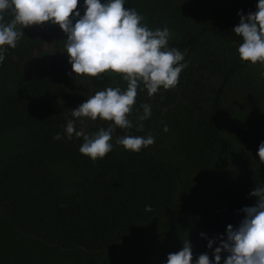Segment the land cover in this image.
<instances>
[{
  "label": "trees",
  "instance_id": "16d2710c",
  "mask_svg": "<svg viewBox=\"0 0 264 264\" xmlns=\"http://www.w3.org/2000/svg\"><path fill=\"white\" fill-rule=\"evenodd\" d=\"M198 1L208 12L204 21L198 28L172 33L169 40L187 64L178 85L151 97L141 86L129 116L133 127H117L113 133L145 135L177 100L189 107L206 152L213 156L215 183L202 185V176L191 182L184 205L179 169L160 149L133 152L111 142L113 150L93 162L79 151L82 136L63 135L64 113L82 104L83 91L68 85L74 72L65 52L67 35L58 24H41L57 47L49 71L21 67L40 42L35 26L24 29L15 49L5 45L0 64V264H167L168 255L181 251L186 239L193 264L204 253L215 264L220 237L227 240L229 224L239 227L246 215L242 209L258 199L250 193L264 185L259 157L251 167L231 173L233 142L218 131L225 90L248 64L238 53L242 38L233 32L240 23L238 13L257 11L259 0ZM84 2L79 0L77 7L81 16ZM173 4L125 0V8H134L151 30L188 20L191 8L182 6L180 15ZM4 15L5 21L13 18ZM85 78L100 91L127 87L113 72ZM142 104L150 105L151 116L141 122ZM109 122L107 127L114 123ZM138 123L143 131L137 130ZM57 133L62 139H54ZM149 205L152 211H145ZM210 240H215L211 249ZM221 255L224 264L229 254Z\"/></svg>",
  "mask_w": 264,
  "mask_h": 264
},
{
  "label": "clouds",
  "instance_id": "9594fccd",
  "mask_svg": "<svg viewBox=\"0 0 264 264\" xmlns=\"http://www.w3.org/2000/svg\"><path fill=\"white\" fill-rule=\"evenodd\" d=\"M79 0H0V64L5 60L7 48L15 49L24 36V29L45 22L58 24L66 33L65 49L72 71L77 77H99L102 73L120 74L127 87H108L88 97L78 108L72 109V116L79 119L100 118L112 123L107 129L85 135L77 131L75 122L69 120L65 131L68 139L73 134L83 137L80 153L93 162L106 157L113 150V133L117 127H133L129 116L136 103L138 89L143 86L151 97L163 88L170 90L179 83L182 71L187 67L182 63L185 54L175 47H169L171 32L167 27L151 30L144 17L134 8H125V0H85V13L77 11ZM5 13L12 19L5 21ZM74 13V16H73ZM240 23L233 32L242 38L238 47L240 59L255 65H264V0H259L257 11L247 16L241 11ZM76 23L73 24V19ZM20 26L23 30H18ZM71 75V73H69ZM264 75V73H262ZM143 115L139 121L151 116V107L142 104ZM138 131H143V123H138ZM167 132V126L164 127ZM55 140L62 139L57 133ZM117 145L126 150L140 152L155 143L152 135L118 137ZM259 161L264 164V142L258 150ZM257 197L254 206L244 207L246 214L239 227L227 226V240L220 237V246L215 248V264H221L222 252L229 255L224 264H264V185H258L251 193ZM145 211H152L146 206ZM204 235L203 233L201 234ZM215 240H210L212 248ZM167 264H193L192 244L186 239L183 248L170 253ZM195 264H212L207 253L201 254Z\"/></svg>",
  "mask_w": 264,
  "mask_h": 264
},
{
  "label": "rangeland",
  "instance_id": "374dc122",
  "mask_svg": "<svg viewBox=\"0 0 264 264\" xmlns=\"http://www.w3.org/2000/svg\"><path fill=\"white\" fill-rule=\"evenodd\" d=\"M173 3V11L180 15L182 6L185 8L188 6V9H191L187 12L188 20L181 19L174 28L168 25L164 26L170 30L171 34L184 33L186 28L187 30L198 28L204 21V16L208 15L206 8L200 6L201 3L198 0H192L190 3L185 0H173ZM33 26H35L33 29L40 38V42L31 51L29 57L21 62V67L25 72L49 71L51 58L58 55L54 37L47 29L42 32L41 25ZM262 73H264V65L259 62L255 65L248 62L240 73L232 77L223 96L218 131L233 142V167H231L233 174L252 166L259 157V145L264 142V75ZM86 83L85 76L78 78L76 73H73L68 83L69 86L77 87L83 91L82 103L100 91ZM71 113L72 109H68L64 113L62 124L64 136L67 135L65 128L69 120H73L76 130L83 131L85 135L96 133L101 128L106 129L110 123L100 118L95 121L86 117L77 119ZM165 126L168 128L167 132L164 131ZM149 134L155 138V143L151 147L160 149L165 157L172 160L179 169L182 179L179 185L183 192L182 205L188 203L187 194L191 182H198L202 176V178L204 177L202 185L207 182L215 183L212 167L213 156L206 152L207 147L201 132L196 126L192 112L184 102L177 100L165 109L158 123L142 136L147 137ZM117 138L113 135L111 142H115Z\"/></svg>",
  "mask_w": 264,
  "mask_h": 264
}]
</instances>
